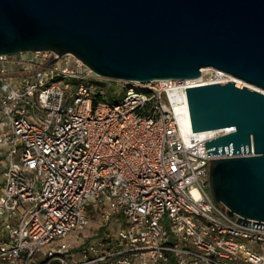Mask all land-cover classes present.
<instances>
[{
    "label": "built area",
    "instance_id": "1",
    "mask_svg": "<svg viewBox=\"0 0 264 264\" xmlns=\"http://www.w3.org/2000/svg\"><path fill=\"white\" fill-rule=\"evenodd\" d=\"M228 76L116 81L109 99L72 55L0 56V264H264V229L209 192L207 161L232 155L205 142L233 129L191 128L185 89ZM95 210L97 239L75 245Z\"/></svg>",
    "mask_w": 264,
    "mask_h": 264
},
{
    "label": "water",
    "instance_id": "2",
    "mask_svg": "<svg viewBox=\"0 0 264 264\" xmlns=\"http://www.w3.org/2000/svg\"><path fill=\"white\" fill-rule=\"evenodd\" d=\"M72 55L104 80L239 79L187 88L192 133L205 142L209 192L236 223L264 229V0H0V56Z\"/></svg>",
    "mask_w": 264,
    "mask_h": 264
},
{
    "label": "rangeland",
    "instance_id": "3",
    "mask_svg": "<svg viewBox=\"0 0 264 264\" xmlns=\"http://www.w3.org/2000/svg\"><path fill=\"white\" fill-rule=\"evenodd\" d=\"M24 73H17V74H9L7 75L9 77V79H14L16 77H21L23 76ZM230 80V79H228ZM65 83V81H58L57 83H55V85H63ZM67 83H72V81H68ZM244 83V82H243ZM97 87H101L104 90L105 95L107 96V98L111 99V95H117V99L123 95L124 93V89L120 87L121 83H118L116 81L113 80H97V82L94 83ZM246 84V83H244ZM247 85V84H246ZM243 86V85H240ZM118 223H121L120 221H118V218H113V220L111 221L109 226V231H110V235L113 238L117 237V231L118 229L116 228L118 226ZM100 231H99V226L95 223L92 222L89 227L85 230V232H81L79 234V240L75 241V245H77L79 243V241H82L85 237L88 238V240H95L97 239V236L99 235ZM74 233H70L65 239H63L61 242L67 243L70 242L73 238ZM56 245L55 242L51 243L50 245H48L45 249L50 248L51 246Z\"/></svg>",
    "mask_w": 264,
    "mask_h": 264
},
{
    "label": "bare ground",
    "instance_id": "4",
    "mask_svg": "<svg viewBox=\"0 0 264 264\" xmlns=\"http://www.w3.org/2000/svg\"><path fill=\"white\" fill-rule=\"evenodd\" d=\"M203 71H206V69H203ZM228 79H230V80H228ZM226 81H232V82H234V83L237 84V85L248 86V85L244 84L243 81H241V80H239V79H235V78H233V77H231V76H228L227 79L224 80V82H226Z\"/></svg>",
    "mask_w": 264,
    "mask_h": 264
},
{
    "label": "trees",
    "instance_id": "5",
    "mask_svg": "<svg viewBox=\"0 0 264 264\" xmlns=\"http://www.w3.org/2000/svg\"><path fill=\"white\" fill-rule=\"evenodd\" d=\"M96 213H97L96 210H95L94 212L89 211V212L87 213V216H88V218L90 219L91 223H92V222H95V223L97 224V215H96Z\"/></svg>",
    "mask_w": 264,
    "mask_h": 264
}]
</instances>
